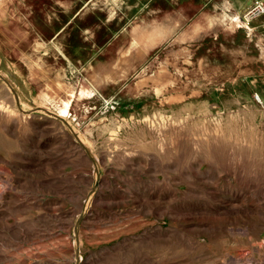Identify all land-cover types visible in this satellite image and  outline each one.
<instances>
[{"label": "rangeland", "instance_id": "374dc122", "mask_svg": "<svg viewBox=\"0 0 264 264\" xmlns=\"http://www.w3.org/2000/svg\"><path fill=\"white\" fill-rule=\"evenodd\" d=\"M246 12L0 0V264H264V66L229 33Z\"/></svg>", "mask_w": 264, "mask_h": 264}, {"label": "crops", "instance_id": "0c3cea01", "mask_svg": "<svg viewBox=\"0 0 264 264\" xmlns=\"http://www.w3.org/2000/svg\"><path fill=\"white\" fill-rule=\"evenodd\" d=\"M236 1L241 4L242 8L244 7L247 10L245 15L248 14L246 16L248 22H244L242 20V24L240 26L237 24L235 20L236 16L233 15L232 16L233 21L236 23L237 26L234 23L233 25L234 27L232 26V28H230V31H229L230 38L232 40H235L236 34L243 32L245 34V43H244V49H243L244 57L243 58L249 61L256 62L258 64L261 63V65L264 66V13L260 14L257 12L258 11L257 1L259 0H236ZM73 9H70V11H72ZM80 11H78L77 13H79ZM36 13H37V16L41 15L39 11H36ZM37 24L36 26L38 29V33L40 34V38H48L51 34L52 27L43 18H41V20H39V23Z\"/></svg>", "mask_w": 264, "mask_h": 264}, {"label": "bare ground", "instance_id": "6f19581e", "mask_svg": "<svg viewBox=\"0 0 264 264\" xmlns=\"http://www.w3.org/2000/svg\"><path fill=\"white\" fill-rule=\"evenodd\" d=\"M248 15V14H247ZM236 22H237V24L238 25H240L241 26V24H242V22L240 21V19H239V17H236ZM1 50V49H0ZM0 56H1V54H0ZM8 62V61H7ZM13 63V62H12ZM14 65V64H13ZM89 87H92V85L91 86H89ZM86 88H82V89H80L81 90V93H87V91L88 90H85ZM107 98V97H106ZM81 99H83V98H81ZM110 99V98H109ZM41 103H42V101H41ZM45 103V102H44ZM70 105H71V102H70V100H64L63 102H62V105H61V108H60V112L62 113V114H64V115H66V114H69V112H70ZM56 107H58V106H56ZM52 108V107H51ZM67 116V115H66Z\"/></svg>", "mask_w": 264, "mask_h": 264}, {"label": "built area", "instance_id": "2783aa9c", "mask_svg": "<svg viewBox=\"0 0 264 264\" xmlns=\"http://www.w3.org/2000/svg\"><path fill=\"white\" fill-rule=\"evenodd\" d=\"M257 3H258V11L257 12L260 14L264 13V1L259 0V1H257Z\"/></svg>", "mask_w": 264, "mask_h": 264}]
</instances>
